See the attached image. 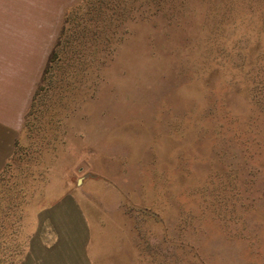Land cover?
I'll return each mask as SVG.
<instances>
[{"label":"rangeland","instance_id":"obj_1","mask_svg":"<svg viewBox=\"0 0 264 264\" xmlns=\"http://www.w3.org/2000/svg\"><path fill=\"white\" fill-rule=\"evenodd\" d=\"M10 101L89 264H264V0H0Z\"/></svg>","mask_w":264,"mask_h":264},{"label":"crops","instance_id":"obj_2","mask_svg":"<svg viewBox=\"0 0 264 264\" xmlns=\"http://www.w3.org/2000/svg\"><path fill=\"white\" fill-rule=\"evenodd\" d=\"M25 107L0 106V264H89L81 188L28 148Z\"/></svg>","mask_w":264,"mask_h":264},{"label":"trees","instance_id":"obj_3","mask_svg":"<svg viewBox=\"0 0 264 264\" xmlns=\"http://www.w3.org/2000/svg\"><path fill=\"white\" fill-rule=\"evenodd\" d=\"M58 45V44H57ZM56 45V43H55V45L53 46V48L51 49V51L49 52V54H48V57H47V63H49V62H51V60L54 58V57H58V54H59V48H58V46ZM47 67H48V65L46 66L45 65V67H44V69H43V72H44V70H46L47 69Z\"/></svg>","mask_w":264,"mask_h":264}]
</instances>
